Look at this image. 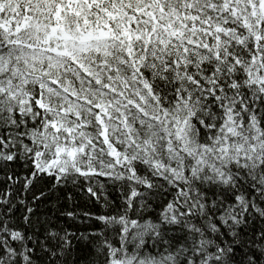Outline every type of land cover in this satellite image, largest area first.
I'll return each mask as SVG.
<instances>
[{"label":"snow or ice","instance_id":"snow-or-ice-1","mask_svg":"<svg viewBox=\"0 0 264 264\" xmlns=\"http://www.w3.org/2000/svg\"><path fill=\"white\" fill-rule=\"evenodd\" d=\"M0 264H264V0H0Z\"/></svg>","mask_w":264,"mask_h":264}]
</instances>
